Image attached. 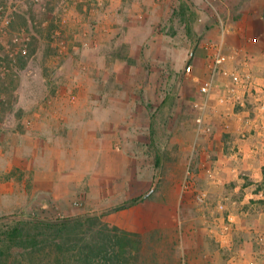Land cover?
<instances>
[{
    "label": "rangeland",
    "instance_id": "1",
    "mask_svg": "<svg viewBox=\"0 0 264 264\" xmlns=\"http://www.w3.org/2000/svg\"><path fill=\"white\" fill-rule=\"evenodd\" d=\"M263 24L264 0H0V61L8 68L0 70V144L13 142L14 133L30 124L19 121L36 116L49 117L43 128L59 132L63 144L55 155L59 185L49 193L42 189L32 198L29 172L13 169L29 197L15 198L10 206L17 209L0 201V227L25 221L12 216L92 218L95 234L99 223L120 225L101 214H140L144 242L134 262L264 264V205L249 197L258 188H249L255 172L248 145L239 141L241 127L251 131L245 121L264 102V76L251 64L247 46L230 50L226 41L234 33L248 44ZM24 33L31 38L28 54L11 58L8 46L14 38L22 45ZM205 35H211L204 45L208 74L195 76L188 67ZM217 48L228 56L225 70H250L257 83L251 95L241 97L244 90L230 73H216L209 98L201 94ZM214 106L218 113L226 110L224 117L228 108H239L240 126L225 121L221 129ZM7 117L10 126L4 125ZM221 130L229 136L222 144L215 141ZM9 176L0 172V178ZM133 199L136 211L114 212ZM4 259L47 261L17 253Z\"/></svg>",
    "mask_w": 264,
    "mask_h": 264
},
{
    "label": "crops",
    "instance_id": "2",
    "mask_svg": "<svg viewBox=\"0 0 264 264\" xmlns=\"http://www.w3.org/2000/svg\"><path fill=\"white\" fill-rule=\"evenodd\" d=\"M237 25L245 28L247 27L243 22H239ZM233 27H237L236 24H233ZM232 34L234 33H230L227 36L226 41L228 49L233 50L234 47L243 44L247 46L249 55L253 59L251 64H253V67L258 71L260 76H264V24L257 35L249 37L250 42L248 40V44L243 40L234 37ZM207 38H211V35H205V38L201 39L199 46H202V48L201 50L198 48L199 51L196 52V55L192 58L191 65L188 67V72L195 74V76H205V74H208V59L204 48L206 41L209 40ZM218 39L219 36L217 37V40ZM239 61L241 62V60ZM217 108L218 107L215 106L212 108L214 110L213 117L221 129L225 121H228L233 128H238V126H240L241 112L239 108H228V115L226 117L223 116L226 110L219 111L218 113ZM49 121L50 119L48 116H36L35 118H26L23 122L19 121L18 123H23L24 125L27 123L30 124L29 126L26 125L22 131H16L14 133L13 142L7 141L5 144H0V172L10 174L7 179L0 178V201L4 203L8 202V209H17L15 206H10V204L15 201V198L19 197L21 201H26L29 197V194L25 189L27 184L18 179L21 178V174L18 176H15V174L11 175L13 169L16 171L19 170L20 173L29 172V177L32 178L31 182L29 178L30 190L32 189V198L36 196V192L39 190L43 189L42 191L45 194L49 193V190L52 191L53 186L57 187L59 185L57 182L59 180L57 179V175L61 169V160H57L55 155L59 153L63 144L58 142V139H60L59 132L54 133L55 138H50L49 135L50 133L52 135L53 132H49L48 129L43 128V125ZM224 135L225 133L221 130L215 141L219 142L221 139L224 140ZM54 136L52 135V137ZM225 136L229 137L228 135ZM31 138L35 139L36 142L32 141ZM234 139L238 140L236 136H234ZM49 140L52 141V144L48 143ZM239 141L240 143H245L244 146L248 145L247 151L251 157L249 160V169H252L255 172V174L253 173V179L249 184V188H258L256 191H253L249 197L252 199L251 202L257 205L264 200V189L259 190L260 186H264V136L251 129V131L247 133V137L245 139H240ZM209 143L210 141L207 144ZM49 146H55L54 151L47 152ZM48 154L50 155L49 158ZM258 213L259 212L256 214ZM262 215H264V211Z\"/></svg>",
    "mask_w": 264,
    "mask_h": 264
},
{
    "label": "trees",
    "instance_id": "3",
    "mask_svg": "<svg viewBox=\"0 0 264 264\" xmlns=\"http://www.w3.org/2000/svg\"><path fill=\"white\" fill-rule=\"evenodd\" d=\"M159 166L157 156L156 167ZM262 189L264 186L259 187ZM137 204L138 199H133L114 212L136 211ZM108 217L118 218L120 225L99 223L95 234L92 218L14 220L12 223L29 226L39 233L29 234L19 225L8 229L0 227V264H7L4 257L9 255L10 258L14 253L27 254L32 260H39L40 255L46 257L47 261L41 263L39 260L36 264H139L133 260L139 257L137 253L144 242L140 214H101L102 219ZM123 219L130 224H123ZM76 238L81 241L75 243Z\"/></svg>",
    "mask_w": 264,
    "mask_h": 264
},
{
    "label": "built area",
    "instance_id": "4",
    "mask_svg": "<svg viewBox=\"0 0 264 264\" xmlns=\"http://www.w3.org/2000/svg\"><path fill=\"white\" fill-rule=\"evenodd\" d=\"M36 2H40V0H35ZM99 5H102L101 2L98 3ZM7 25L10 24V21H6L5 22ZM23 44H20V38H14L12 40V44L8 46L7 48V54L13 58L16 55L22 54V55H27L28 54V45L31 41V38L26 35L24 33L23 35ZM228 56H226L225 54H223L221 48H217L214 56H213V62L212 65H210V73L211 76L209 79L205 80L202 85H201V94L203 96H205L207 99L209 98V96L211 95L212 91L215 88V83H214V76L215 74H229L232 77V82L236 85L239 86V88H242L244 90L243 95H241V97H244L246 94H252L254 89H253V85L255 84L257 86L256 82H253L254 77L251 75L250 70L249 69H244L242 70L240 73L237 71H231L228 72L227 70H225L224 68V64L227 62ZM0 70L4 73V72H8V68L5 65L4 62L0 61ZM2 73V75H3ZM263 89H264V77H263ZM259 86V85H258ZM227 93H231V95L233 94V96L235 95L234 89L232 88H227ZM230 95V94H229ZM230 95V96H231ZM226 96L223 95L219 101L221 102H225ZM232 98V96L230 97ZM206 104L203 105V110H205V106ZM197 107V106H195ZM203 112V111H201ZM253 118L248 119L247 121H245L246 125L245 127H250L252 130L256 131L257 133H261V135L264 136V102L261 105H257L256 107H254V111H253ZM12 123V119L10 117H7L4 125L5 126H10ZM197 125H199L200 128L203 127L204 123H203V114L200 115V117L197 118L196 120ZM244 127H241L240 130V135L242 139H245L247 137V131L244 130ZM230 219V217H229ZM260 241H263L264 243V238H260ZM263 245V244H261Z\"/></svg>",
    "mask_w": 264,
    "mask_h": 264
},
{
    "label": "water",
    "instance_id": "5",
    "mask_svg": "<svg viewBox=\"0 0 264 264\" xmlns=\"http://www.w3.org/2000/svg\"><path fill=\"white\" fill-rule=\"evenodd\" d=\"M193 54V52H192ZM191 54V56H192ZM155 189H156V186H154L149 192H147L146 194H144V196L142 197V199H146L148 197H150L154 192H155ZM113 210V209H111ZM12 218L14 219H21V220H26V219H29L28 217H25V216H12Z\"/></svg>",
    "mask_w": 264,
    "mask_h": 264
}]
</instances>
